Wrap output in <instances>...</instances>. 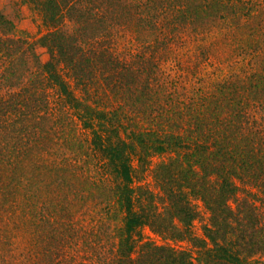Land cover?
<instances>
[{"label":"trees","instance_id":"obj_1","mask_svg":"<svg viewBox=\"0 0 264 264\" xmlns=\"http://www.w3.org/2000/svg\"><path fill=\"white\" fill-rule=\"evenodd\" d=\"M18 1L45 32L16 36L0 13V210L15 223L0 264H193L143 228L188 239L201 264H264V204L240 187L264 196V61L226 75L217 40L260 59L264 0ZM155 156L161 211L132 186ZM94 201L115 226L82 228Z\"/></svg>","mask_w":264,"mask_h":264},{"label":"rangeland","instance_id":"obj_2","mask_svg":"<svg viewBox=\"0 0 264 264\" xmlns=\"http://www.w3.org/2000/svg\"><path fill=\"white\" fill-rule=\"evenodd\" d=\"M0 13L6 16L8 19H10L15 25H16V33L14 35L28 38L30 40H36L40 35H42L45 32V28L41 24V19L38 13L33 11L32 9H29L26 6H22L18 0H0ZM264 15V14H263ZM243 20V19H242ZM247 22L249 26H247L243 34H248V31H251L253 29V19L248 20ZM259 19H255L254 22L258 23ZM243 22V21H242ZM246 23V24H247ZM245 24V22L243 23ZM241 30V29H240ZM237 30L235 31V33ZM240 32V31H239ZM222 35L218 33L217 40L221 44L219 46L220 51L224 50V59H226V63L224 64V74H230L232 76H239L241 77L244 74V70L248 68L249 66L256 65L258 63H262L264 61V53L261 55L260 59H252L250 56H243L238 57V49L236 48V43L234 42V39L227 40V46L225 47V43H222ZM248 40V39H247ZM194 44V43H192ZM192 48V45H191ZM189 49V52L192 53L194 50ZM264 48V43L262 41V47ZM37 53L39 54L40 60L42 62L46 61L47 55L45 51L41 48L37 49ZM195 56H198V51H194ZM218 56L219 61L222 59L219 55ZM216 58V57H215ZM223 61V59H222ZM206 62V61H205ZM204 65L202 67L201 74H209L210 72H213L211 68H209L207 65ZM173 66V65H172ZM214 68V67H213ZM201 69V67H199ZM216 69V68H215ZM174 73H168L170 76H172ZM205 76V75H204ZM50 96L49 100L52 101L55 105L59 106L60 99L55 91H49ZM166 156L163 157H153L150 160V164L144 168H139L136 170V173L134 175V181H133V187L142 188L143 190L151 193L154 196V202L157 203L159 210L161 211V205L159 204V190L158 187L154 181L153 178V168L156 164H158L161 160L165 159ZM135 165V163H134ZM103 175V171L101 168L96 170V177L99 178ZM241 188H245L248 191H252L256 194L257 200L259 202L257 203L260 205L261 203L264 204V196H262L255 188H252L250 186H240ZM159 202V203H158ZM92 204V206H91ZM192 204L195 207L196 212L198 213L197 219L192 223L190 226V237L197 238V239H204L203 237V227L208 223V213L205 210V208L202 206V204L197 200H192ZM101 206H105L103 203L99 201H94L89 203V206L85 207L81 213H80V223L84 230H87L88 232L93 229L94 233L98 231V228H101V225L107 226V224H110L111 226H115L113 221L109 220L106 221V215L102 214V208ZM78 218V216L76 217ZM12 220L8 217L1 214L0 210V239L4 240L5 242L7 239L9 241L13 240V236H15L14 233V227L15 223H12ZM93 225L97 227H92ZM6 226V227H5ZM142 233V240L150 241L156 245L159 246H166L173 248L178 251H184L191 255L193 264H201L197 260V252L198 250L191 244V242L187 240H178V239H171L169 237L155 234L152 232L149 228H143L141 230ZM110 235V234H109ZM113 240H105V238L102 237V244L106 245V248L113 247ZM29 245V241H22L21 245ZM20 250V249H19ZM107 250V249H106ZM26 252V250L24 251ZM138 252V247H136V250L133 252V255L136 256Z\"/></svg>","mask_w":264,"mask_h":264}]
</instances>
